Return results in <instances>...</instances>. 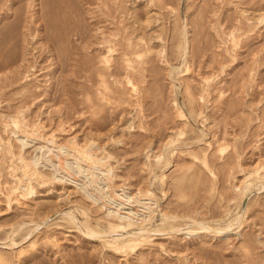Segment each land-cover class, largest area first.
I'll return each mask as SVG.
<instances>
[{"label":"rangeland","instance_id":"rangeland-1","mask_svg":"<svg viewBox=\"0 0 264 264\" xmlns=\"http://www.w3.org/2000/svg\"><path fill=\"white\" fill-rule=\"evenodd\" d=\"M0 264H264V0H0Z\"/></svg>","mask_w":264,"mask_h":264},{"label":"bare ground","instance_id":"bare-ground-1","mask_svg":"<svg viewBox=\"0 0 264 264\" xmlns=\"http://www.w3.org/2000/svg\"><path fill=\"white\" fill-rule=\"evenodd\" d=\"M186 29V28H185ZM160 37V36H159ZM159 37H157L159 39ZM127 83L129 85H131L130 83V80L127 79ZM132 87V85H131ZM20 124V123H19ZM73 145V144H72ZM74 148V147H73ZM61 149V148H60ZM64 149V148H63ZM72 150V149H71ZM77 151V149H74ZM79 150V149H78ZM82 150V149H81ZM70 151V150H69ZM8 152V151H7ZM79 152V151H78ZM10 154V153H9ZM82 156V153L80 154ZM84 156V155H83ZM83 158V157H82ZM94 158V157H93ZM86 159V157L84 158ZM87 160V159H86ZM96 163V162H95ZM255 176L257 175V173L255 172L254 173ZM21 175L23 178L25 179H32V180H37V179H41L43 177H41L37 172L34 171V169H32L28 164L23 168V171L21 172ZM249 177H251V174H249ZM248 177V178H249ZM46 179V178H45ZM22 184V183H21ZM20 185V184H19ZM20 188V187H19ZM22 190V189H21ZM13 193V192H12ZM15 194V192H14ZM17 194V195H16ZM16 197L15 198H25V196L27 197L28 195H32V192L30 190H22V191H19L18 193H16ZM13 195V194H12ZM15 201H17V199H15ZM116 200V199H115ZM145 206V205H144ZM149 209V207L147 208ZM150 210V209H149ZM149 217V215H148ZM232 224V223H231ZM132 227H133V224L132 223H127L123 226H116V225H111V228L113 230L115 229H118V228H121V231H123V235H125L123 238H120V239H113L114 243H117L118 245V248L116 250V253L118 254V256L120 257H126L128 256L129 252L131 251V243L133 241H139L140 239V235L142 233H144V230L140 229V232L138 233H134V234H128L129 231L132 230ZM230 227V226H229ZM228 228V227H227ZM86 231L88 232L89 231V235L91 237H95L97 236V233L96 232H93L91 230L88 229V227H85ZM201 230L203 231H209L210 233H213V234H217V235H220V237L222 236L223 233H226L227 230H222V231H218V230H214V229H210L208 227H203L201 228ZM192 232V231H190ZM196 232V231H195ZM130 233V232H129Z\"/></svg>","mask_w":264,"mask_h":264}]
</instances>
